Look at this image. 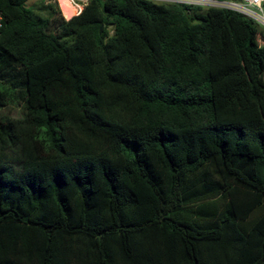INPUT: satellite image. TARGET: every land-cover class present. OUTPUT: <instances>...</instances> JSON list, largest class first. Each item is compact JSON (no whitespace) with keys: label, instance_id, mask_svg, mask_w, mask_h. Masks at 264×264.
<instances>
[{"label":"trees","instance_id":"16d2710c","mask_svg":"<svg viewBox=\"0 0 264 264\" xmlns=\"http://www.w3.org/2000/svg\"><path fill=\"white\" fill-rule=\"evenodd\" d=\"M28 1L0 0V264H264L261 25Z\"/></svg>","mask_w":264,"mask_h":264},{"label":"built area","instance_id":"2783aa9c","mask_svg":"<svg viewBox=\"0 0 264 264\" xmlns=\"http://www.w3.org/2000/svg\"><path fill=\"white\" fill-rule=\"evenodd\" d=\"M89 0H55L62 15L65 19H69L75 15H79ZM166 2L201 5L205 7H218L233 9L242 14L256 20L258 23L264 24V0H239V1H226V0H164ZM254 8L260 12L254 11ZM5 24L3 12L0 10V36Z\"/></svg>","mask_w":264,"mask_h":264},{"label":"rangeland","instance_id":"374dc122","mask_svg":"<svg viewBox=\"0 0 264 264\" xmlns=\"http://www.w3.org/2000/svg\"><path fill=\"white\" fill-rule=\"evenodd\" d=\"M157 2H166L164 0H154ZM28 5L33 9L34 14L36 17L40 19H47L50 18L51 15L58 14L59 9L55 2V0H29ZM254 11L260 12L259 9L254 8ZM264 13V8H263ZM259 29L264 33V24L259 23ZM262 42V40H261ZM1 114H8L12 117H21L23 115L21 106H8L0 111Z\"/></svg>","mask_w":264,"mask_h":264},{"label":"water","instance_id":"95a60500","mask_svg":"<svg viewBox=\"0 0 264 264\" xmlns=\"http://www.w3.org/2000/svg\"><path fill=\"white\" fill-rule=\"evenodd\" d=\"M102 27H103V25H101V30H102Z\"/></svg>","mask_w":264,"mask_h":264}]
</instances>
